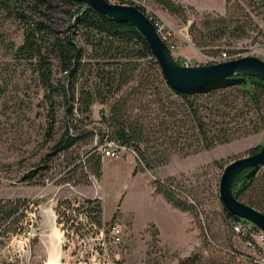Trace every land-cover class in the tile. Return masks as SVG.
Wrapping results in <instances>:
<instances>
[{"label": "rangeland", "instance_id": "1", "mask_svg": "<svg viewBox=\"0 0 264 264\" xmlns=\"http://www.w3.org/2000/svg\"><path fill=\"white\" fill-rule=\"evenodd\" d=\"M110 1L139 5L150 19L155 17L172 57L181 64L219 62L209 60L218 54L211 56L194 46L188 28L196 14L206 11L224 14L226 0H175L193 7L194 11L187 9L186 21L154 0ZM234 1L229 0V4ZM236 1L244 10L236 6L233 10L247 23V35L227 39L220 50H230L236 58L245 55L263 58L264 14L247 6L248 0ZM76 7L73 2L56 5L53 27L57 31L66 29L67 12ZM21 40L19 25L0 16V198L21 200L18 221L10 228L6 225L0 228V264H45L57 242L61 264H174L184 251H205L203 242L207 234L224 233L226 226L218 190L221 173L229 161L263 145L264 130L186 157L174 154L166 165L150 173L141 169L133 172L138 161L129 151L122 150L117 157L101 155V175L96 176L91 170L92 162H86V158L93 146L104 143L105 138L101 140L99 134L80 140L68 151L49 155L65 126L61 97L56 96V121L48 136V102L43 89L30 65L15 61L7 47L11 42L18 45ZM60 76L61 72L55 70L54 80ZM101 106L94 104L91 115L94 121L85 122L84 128L98 130ZM131 157L135 163L130 161ZM72 162L78 164L75 170H71ZM33 169L37 171L35 177L25 179ZM263 170L264 166L258 173ZM172 173L176 183L193 200L196 196L200 204L202 230L191 216L196 238L188 217L152 190V176ZM90 197L101 202L103 220L119 229L118 239L107 227L98 228L91 221L86 205L82 206ZM152 222L161 228L165 245L160 241L156 246L149 243L151 235L147 227ZM206 224L211 231L206 230ZM232 242L237 249L249 251L238 234L233 233Z\"/></svg>", "mask_w": 264, "mask_h": 264}, {"label": "trees", "instance_id": "2", "mask_svg": "<svg viewBox=\"0 0 264 264\" xmlns=\"http://www.w3.org/2000/svg\"><path fill=\"white\" fill-rule=\"evenodd\" d=\"M154 1L185 21L187 9L194 11L192 6L175 0ZM70 2L77 7L67 12L68 26L59 32L53 27V10L58 4ZM246 2L264 14V0ZM137 6L145 13L143 7ZM234 6L244 10L238 1L229 4L226 0L224 14H196L188 28L195 47L205 54L219 56L220 46L227 39L247 35V23L235 15ZM0 16L21 28V42H11L7 47L15 61L30 65L43 89L48 102V136L56 121V96L61 97L65 126L49 155L68 151L80 140L99 134L101 140L105 138L104 143L113 141L136 153L135 171H153L166 165L174 154L186 157L264 130V81L257 76L247 75L244 83L207 93H184L167 83L144 36L128 22L116 21L72 0H0ZM155 19L150 20L155 23ZM222 52L231 56L230 50ZM176 62L180 63L177 59ZM55 70L61 72L56 81ZM97 103L102 105L100 126L97 131L96 127L87 130L84 125L94 121L92 108ZM261 146L251 148L249 153ZM96 147L87 152L86 162H92L93 174L100 176L101 153ZM77 167L73 163L71 170ZM248 170L243 169L234 178L233 195L264 214V170L247 177ZM36 174L35 169L30 170L24 178L31 180ZM152 184L155 192L188 212L203 229L196 196L195 201L173 176L156 178ZM20 203V199L0 198V228H10L18 221ZM84 205L98 228L111 230L113 225L104 222L103 206L97 198L85 199ZM222 217L226 226L223 234H207L203 242L205 251H191L178 257L174 264H259L255 254L237 249L232 242L233 233L237 234L233 222L239 218L223 205ZM147 228L151 235L149 243L156 246L159 230L154 223ZM206 230L211 231L209 224ZM238 235L247 241L246 236ZM222 239L223 242L217 241Z\"/></svg>", "mask_w": 264, "mask_h": 264}, {"label": "water", "instance_id": "3", "mask_svg": "<svg viewBox=\"0 0 264 264\" xmlns=\"http://www.w3.org/2000/svg\"><path fill=\"white\" fill-rule=\"evenodd\" d=\"M119 22H128L144 36L167 83L175 90L195 94L228 88L244 83L247 75L264 81V60L258 56L245 55L210 64L186 65L177 63L169 47L150 18L134 4L115 3L108 0H72ZM264 166V143L261 148L229 161L219 180V197L223 207L238 218L245 219L264 231V214L239 201L232 192V182L243 169L249 168L252 177Z\"/></svg>", "mask_w": 264, "mask_h": 264}, {"label": "built area", "instance_id": "4", "mask_svg": "<svg viewBox=\"0 0 264 264\" xmlns=\"http://www.w3.org/2000/svg\"><path fill=\"white\" fill-rule=\"evenodd\" d=\"M155 25L158 32L161 31V26L159 25V23L155 22ZM232 58H236V56H230L226 52H221L218 57H210L209 60L215 62ZM262 59L264 60V57ZM96 148L103 157H117L119 156L120 151L124 150L129 151L134 157L137 158L136 153L131 148L118 145L113 141H107ZM110 231L113 232L118 239L117 234L119 233V229L116 226H112ZM233 231L248 238L246 244L250 252L256 255V261L259 264H264V231L255 226L253 223H246L240 221V219L233 222ZM256 245L259 246V248H257Z\"/></svg>", "mask_w": 264, "mask_h": 264}, {"label": "crops", "instance_id": "5", "mask_svg": "<svg viewBox=\"0 0 264 264\" xmlns=\"http://www.w3.org/2000/svg\"><path fill=\"white\" fill-rule=\"evenodd\" d=\"M133 157H131V159H130V161L131 162H133V163H135V160H134V158L132 159ZM135 166H136V163L134 164V167H133V172H135ZM158 169V168H157ZM156 169V170H157ZM144 171H147V170H144ZM148 173H150V171H147ZM169 176H174V174L172 173V174H169V175H161V176H157V177H155V176H152L154 179H156V178H159V179H164V178H166V177H169ZM153 179V180H154ZM152 190L154 191V187H153V184H152ZM158 195H160L162 198H163V200L167 203V204H170V203H168L167 201H166V199L162 196V194H160V193H158V192H156ZM171 205V204H170ZM173 206V205H172ZM174 207V206H173ZM175 208V207H174ZM176 209H178V208H176ZM178 210H180V209H178ZM181 212H183L187 217H188V221H189V224H190V229L191 230H193V232H194V234H195V238L197 237L196 235H197V233H196V230H195V228H194V225H193V219H192V217H191V215L188 213V212H186V211H182V210H180ZM115 213V212H114ZM152 223H154V222H152ZM155 225H156V227L158 228V230H159V239H160V243L162 244V245H165L164 243H163V241H162V239H163V233H162V230H161V228H159L158 226H157V224L156 223H154ZM195 238H194V242L195 241H197V240H195ZM190 248V247H189ZM188 248V249H189ZM184 250H187L186 248L184 249ZM178 251V250H177ZM183 251V250H182ZM179 252V251H178ZM190 253V251H184V253H182V254H180V256L179 257H182V256H185V255H187V254H189Z\"/></svg>", "mask_w": 264, "mask_h": 264}, {"label": "bare ground", "instance_id": "6", "mask_svg": "<svg viewBox=\"0 0 264 264\" xmlns=\"http://www.w3.org/2000/svg\"><path fill=\"white\" fill-rule=\"evenodd\" d=\"M59 252L60 246L57 242L52 248L51 256L49 257L48 261L45 262V264H61L59 261Z\"/></svg>", "mask_w": 264, "mask_h": 264}]
</instances>
